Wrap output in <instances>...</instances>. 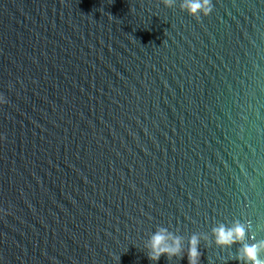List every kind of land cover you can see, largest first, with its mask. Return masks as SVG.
I'll return each mask as SVG.
<instances>
[{"label":"water","instance_id":"water-1","mask_svg":"<svg viewBox=\"0 0 264 264\" xmlns=\"http://www.w3.org/2000/svg\"><path fill=\"white\" fill-rule=\"evenodd\" d=\"M187 2L0 0V264H188L193 236L199 264H245L264 242V0ZM161 231L180 252L153 261Z\"/></svg>","mask_w":264,"mask_h":264},{"label":"clouds","instance_id":"clouds-1","mask_svg":"<svg viewBox=\"0 0 264 264\" xmlns=\"http://www.w3.org/2000/svg\"><path fill=\"white\" fill-rule=\"evenodd\" d=\"M191 14H195L197 11H204L205 13L210 11L209 0H189L185 5ZM7 103L6 98L0 94V105ZM3 139V137H0ZM214 234L217 237V244L219 245H231L234 242L242 241L244 238V229L242 226L237 225L232 229L225 230L223 227L214 230ZM171 239L170 236L164 234V231L157 232L151 238V252L149 258L153 261H158L161 255L174 256L180 252L179 239H173V246H168L166 241ZM198 239L193 236L189 241L188 251V264H199V252H198ZM261 249H264V242L259 245H245L242 249V257L245 264H264L261 261L259 253Z\"/></svg>","mask_w":264,"mask_h":264}]
</instances>
